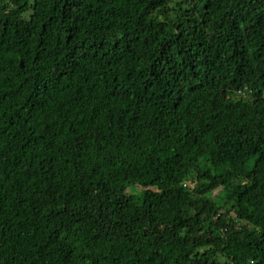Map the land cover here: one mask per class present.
I'll return each mask as SVG.
<instances>
[{"label": "trees", "instance_id": "obj_1", "mask_svg": "<svg viewBox=\"0 0 264 264\" xmlns=\"http://www.w3.org/2000/svg\"><path fill=\"white\" fill-rule=\"evenodd\" d=\"M0 264H264V0H0Z\"/></svg>", "mask_w": 264, "mask_h": 264}, {"label": "rangeland", "instance_id": "obj_2", "mask_svg": "<svg viewBox=\"0 0 264 264\" xmlns=\"http://www.w3.org/2000/svg\"><path fill=\"white\" fill-rule=\"evenodd\" d=\"M219 191H217L215 194H217Z\"/></svg>", "mask_w": 264, "mask_h": 264}]
</instances>
